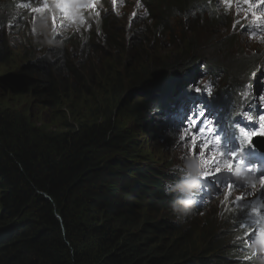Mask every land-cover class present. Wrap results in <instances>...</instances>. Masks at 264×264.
<instances>
[{"label":"clouds","instance_id":"1","mask_svg":"<svg viewBox=\"0 0 264 264\" xmlns=\"http://www.w3.org/2000/svg\"><path fill=\"white\" fill-rule=\"evenodd\" d=\"M89 1L90 2L87 3V0H57V3L66 9V12H63L64 15L69 14V18L64 17L62 24L56 20V17H54L55 19L52 18V23L50 19H46V17L42 15L43 12H47L46 2H49L55 7V0H34L33 3L29 5L26 4L27 11L23 12L22 15L32 18L31 11L34 3H39L41 11L37 12L36 19L48 23L51 25V28L56 27V24H58L60 28L65 26V32H70V36L68 37H64L65 32H59L58 38H61V43L56 45V47H67L68 54H65V56H68L72 60V62H68V58L63 56L60 60L64 61L66 58L68 63L66 68H61L59 59L54 57L52 51L45 48L46 45L54 41L53 32L48 31L38 22H35L36 26L32 23L22 25L24 24L22 22L16 23L14 26L10 25L4 17L6 13H4L3 9L5 8L2 6L3 4H10V0H0V61L8 65L9 61L5 62L4 58L11 59L13 57L12 48L21 46L22 53L27 55L23 57L21 62L35 61V65L31 67L22 69H20L19 66L16 67L7 80L9 82L10 80L17 79L16 81L27 86V89L23 86L21 88L10 86V90H28L36 95V100L41 104H51L53 100L37 93V91L33 89L32 83L39 82V87H41L40 85H45L47 88L52 86L54 88L59 87L58 90L54 89L57 93L56 95L63 94L66 98L67 95L72 96L74 92L72 87H68V82L71 78L67 73H72L75 77L80 76L82 79L93 82L92 91L96 93V99H101L102 96L99 94L101 87L98 83L93 81V75L99 74L100 77V69H106L107 67L103 68L104 63L106 65L115 63L116 70L119 68L117 64V59L119 57L116 58L113 55V50L118 48L123 42L125 47L129 49V55H132L122 65L123 77L125 78L131 75L128 70H135L143 65L139 57H148L146 52L148 47L142 48L141 45L144 44V41L139 39L138 35L125 34L129 33L127 29H129L131 22L137 34L140 26L145 27V30L150 33L157 34L154 27H159L166 19V24L169 25L168 32L164 34L163 36L165 37L160 38V40L181 44L180 47L187 44L183 43L187 30H192L195 26L200 29L195 21L189 22L186 25H177L173 23L174 19L170 16L164 20L159 19L158 14L162 10H165V8L159 5L158 0ZM185 1V5L194 2V0ZM222 2L225 3L226 0H210V2L203 0L196 6V10L201 11L203 15L205 11L217 10L218 5L222 4ZM100 3H102L101 7L99 6ZM226 3L230 8H233L237 6L239 0H231L230 3ZM170 8L171 6H167L168 10H170ZM11 10H14V5L10 7L11 15H8L10 18L14 19V14L11 13ZM118 11H122L125 14H121ZM246 11H250L249 6H247ZM81 12L86 13V15L83 16ZM154 12H156L154 17H151V21L145 24L146 19ZM184 12L185 14L182 15L180 13V16L184 21H187L189 19V14L185 10ZM165 13H167V11ZM109 18L114 20H110ZM125 18L127 19L121 21V19ZM252 19L253 16L250 13H244L238 18L244 25H247V28L251 32L235 30L232 27L227 33L228 26H232L229 25V23H235L239 27H241L242 24L238 20L227 22V20L225 21V19H222L220 16L215 17L214 22L217 23V25L213 24L211 28L206 29L207 33L200 42L196 37L191 38L190 41L198 42L199 47V54L195 55L194 58L184 57L181 60V65L178 66L177 63H180L178 55L172 53L157 63L152 62L150 64H144L145 70H150L147 74L165 69L160 66H167L166 69L175 66L180 70H176L172 74H164L157 83H153L152 81L146 82L141 78V81H139L134 88H130L126 85V81L121 84V86L124 84L125 87H121V90L113 95L114 104H116V106L122 104L123 97H127L126 99L130 98L125 111L128 115L133 116L131 118H133L134 124L138 126V129L147 143L144 147L142 145L137 146V141L132 138V133L121 129L120 123L116 119V124L119 126L120 130L125 134H129L132 142V147L128 153L130 159H124L127 164L130 165V168L123 173L122 177L123 182L121 186L125 192L123 203L125 205L138 206L141 217L154 219L156 224L158 223L157 220L161 219L163 223H167L165 225L166 229L170 228L172 230L171 232H176L175 235L178 237H180L179 233L184 231V228L179 227L176 229L175 224L177 222L187 224L190 218L189 226L198 228V230H192L193 235L185 233L187 238L182 243H189L188 246L196 244V249L181 256V258L174 263L169 264H201L207 257V245L212 237L218 239L219 245L218 248H212L210 250L213 253L217 251L216 254L224 255V257H222L223 260L216 264H235L237 261L235 256L239 254V252H242L240 256L241 259L237 261L239 264H264V222L261 223L260 230L257 231L254 238L250 241L249 246H245L241 240L237 239V237L243 236L245 229L241 228L240 224L251 215L252 207L257 209L258 214L264 215V206L258 205L259 203L256 199L252 200L254 196L250 192L243 190V188L249 190L247 187L248 183H252L253 180L264 177V170L252 166V164L258 165L260 163L264 168V164L261 162V159L258 158V155L264 154V135L252 136L251 142L248 145L251 149L249 152L250 154L247 153L248 157L243 156L241 158L237 156L236 160L233 162L235 166L233 178L239 182V184L246 185L245 187L233 185L231 193L227 187V195H231L232 202L241 211L240 216L236 218L229 203H227V219H230V226L233 228V233H230L227 229H225L224 232L215 229L217 226L225 228L222 216H214L212 219L207 215L205 217L204 215L199 216L200 214H198V212L203 211L202 213L205 214L209 211V205L204 206L201 204L202 201L206 200L205 202L212 204L219 186L216 185L211 177H209L207 181L203 180L204 167L201 159L198 156L188 154V147L185 146V142L181 140L178 141L177 138L183 134L181 132L183 128H180L179 124H181L184 118H180V115L185 114L189 110L185 118L187 122L189 116L193 112H198L199 109L204 112L205 119L214 123L215 135L219 137L222 144L219 132L221 129L225 128L227 121L223 120L221 123H215V121L223 116L220 110L227 111V102L229 106L228 111L230 112L231 110L232 119L238 116L237 122L239 123L240 117L243 116L249 125L252 124L253 120L248 118L251 115L248 113L247 109L255 95L247 88V82L253 84V82L261 83L264 81L262 75L264 72V26L253 24L251 22ZM17 28L20 30L21 34L17 32ZM84 28L90 31V50L97 49L95 53L99 56V58L94 57L91 62L82 61L84 52H86L83 39L75 41L72 39L74 31L82 33ZM32 29L39 34L34 37L30 34V30ZM200 30L204 33V29ZM11 32L13 35L10 34ZM19 35H22V37L17 44L15 43V39ZM172 37H174V40ZM133 39H138L140 44L135 45ZM154 41L156 42V40ZM217 44L221 45L217 46ZM219 47L220 49H218ZM211 49L216 51L218 56L209 59L208 63L204 62V64L207 65L204 71L211 70L210 73H214L213 77L217 79V89H215V87H208L207 90L211 91V95L203 91L200 96L204 97V100L199 99L200 101H196L195 104L193 101L188 103V97H192L194 94L198 93L196 88L200 87L202 83L199 78L196 79L190 90H188L187 83L190 77L192 80H195L193 75L198 64L199 56L201 54L205 56ZM54 50L59 49L54 48ZM50 56H53L54 60ZM191 58H193L192 62ZM168 61L170 65H166ZM85 63L91 64L90 67L94 65L95 68L84 71L82 69V64ZM68 68L73 69L75 73L69 72L70 70ZM225 76H227V78H225ZM74 82H76L77 85L72 83L74 84L73 86H78L80 90L81 83L75 80ZM89 88L90 87L82 90H87ZM108 98H112V96L108 95ZM171 100H173V104H171ZM255 101H257L256 98ZM150 104L155 105L153 108H150ZM261 104L260 101L259 106ZM61 110L63 113H59L64 114V118H69L70 112L66 106L65 109L62 106ZM111 112L114 116V111ZM176 115H179V117ZM258 115L259 117L264 115V108L259 107ZM169 118L174 120L175 123L168 122V124L171 125L167 128L166 123ZM175 126L178 127L175 128ZM165 128H167L166 131ZM262 131H264V129H262ZM161 138L162 140L160 142ZM241 142L242 144L246 143L243 135L241 136ZM174 143L176 146H174ZM146 145L154 151V155H152V153H150L149 156L143 155V151L147 148ZM239 145L237 147H239ZM240 147L241 150L247 151V148L243 145ZM246 159L250 160V164L242 163L243 161H247ZM238 160L240 161L238 162ZM205 184L208 186H205ZM211 194H213L212 198L207 201L209 198L208 196ZM238 196H245V200L237 202L236 198ZM245 201H249V203L243 207ZM125 208L123 204L120 205L121 211ZM200 208L203 210H200ZM6 236L7 234L4 228H1L0 245H3L2 243L6 241ZM247 239L250 240L251 235L247 237ZM234 248H238L239 250L235 251V254L231 253L229 255V252ZM232 256H234V259H229L228 263L227 259L232 258ZM209 262L211 261L208 259L205 262L203 261V264H210Z\"/></svg>","mask_w":264,"mask_h":264},{"label":"trees","instance_id":"2","mask_svg":"<svg viewBox=\"0 0 264 264\" xmlns=\"http://www.w3.org/2000/svg\"><path fill=\"white\" fill-rule=\"evenodd\" d=\"M171 3L181 9L186 1ZM4 17L12 26L27 24ZM165 25L166 19L154 29L163 31ZM17 32L21 34L18 28ZM150 34L145 27H139L142 48L150 43ZM133 42L140 44L138 39ZM198 50L191 42L181 58L188 52L194 58ZM113 52L119 54V68L109 64L100 69V77L93 75L102 97L92 102L93 109L89 107L80 114L83 120L71 114L64 118L58 112L57 118L64 122L61 130H43L17 113L0 109V229L7 234L0 245V264H169L196 249V244H182L187 238L185 233L192 234L194 228L175 225L185 231L178 237L166 229L167 223L161 219L156 224L154 219L142 218L138 206L123 203L122 177L130 168L124 159H130L132 142L109 109L115 103L114 93L125 87L122 83L127 81L130 88L141 78L157 83L164 74L180 69L160 66L165 69L147 74L150 70L142 65L128 70L131 75L125 78L122 65L132 55L123 42ZM4 61L8 62V58ZM16 80L7 81L8 87L27 89ZM32 85L37 93L58 105L65 98L63 94L56 95L54 89L59 87H39V82ZM80 85L81 89L87 88ZM72 88L75 90V86ZM108 95L112 98L106 101ZM69 119L71 124L66 122ZM121 204L126 207L122 211ZM218 245V239L212 237L207 249Z\"/></svg>","mask_w":264,"mask_h":264},{"label":"rangeland","instance_id":"3","mask_svg":"<svg viewBox=\"0 0 264 264\" xmlns=\"http://www.w3.org/2000/svg\"><path fill=\"white\" fill-rule=\"evenodd\" d=\"M173 1H178V2H183V0H173ZM258 0H251L248 3H245L244 0H240L239 3L237 4L236 7H234L232 10H230V6L227 5V9L223 8V10L227 11V16H223L225 18V21L227 20V22H231L234 20H238V18L240 17V15L244 14V13H250L252 15L253 12H255V17H261L262 16V11L264 10V4H261V6H257ZM251 5L250 7V11H246L247 6ZM183 6V5H181ZM239 6V9H238ZM257 10H260V13L257 12ZM219 12V11H218ZM222 15V13L220 14ZM254 18V17H253ZM256 19V18H255ZM215 21V16L212 15L210 17L204 18L203 21H201L198 26L200 29H204V33H202V31L200 29H198L196 26L194 29L192 30H187L185 32V37H184V41L183 43H187L191 40L192 37H196L198 39V41L200 42L202 40V38L205 37L206 35V29L211 28V26L213 24H216L214 22ZM242 25L244 26V23L241 22L240 20H238ZM178 25V23H176ZM247 24V23H246ZM229 25L232 26H228V31L227 33L232 29V27L236 30H244V27H242L241 29H239L240 27L235 24V23H229ZM204 34V35H203ZM233 34V32H232ZM228 35V34H227ZM169 36V34H168ZM165 36L159 37L157 43L153 42V44L146 49V52L148 54V57H139V59L141 60V62L143 63V65L145 63H157L158 61L162 60L163 58L167 57L168 55L178 51L179 49H184L186 45L180 47L181 44H177V43H169L166 40H160V38H163ZM176 41V39H175ZM235 42V41H234ZM182 43V44H183ZM194 43L196 44V46L198 45L196 43V41H194ZM221 44H217V46H220ZM136 49V48H135ZM220 49V47L218 48ZM12 52H13V57L11 59H8L9 63L8 65H5V63L0 61V109L1 110H7L9 112H13V113H17L19 115H21L23 118H25L28 122H30L31 124L35 125L38 128H41L43 130H61V127L64 125V122L60 119L57 118V113H63V111L61 110L62 106L65 109L66 108L69 110L70 114L72 115V117L83 120L82 115L80 114H85L87 111V108H91L93 109L94 107L92 106V102L96 101V93L92 91L93 89V82H90L88 85V87H90L87 90H82L78 88V86H75V90L73 92V95H67L66 98H63V100L61 101V104H56L55 102L51 103V104H41L40 102H38L36 100V95L28 90H24V91H20V90H10V88H8L7 86V80L10 78L12 71H14L16 69V67L19 66V64L21 63L23 57H17V53L21 52L22 53V49L20 47L18 48H12ZM139 52V51H138ZM197 53H199L197 51ZM202 55V54H201ZM218 56L216 54V51H213L212 49L210 51H208V53L203 57V60H200L199 63L197 64V72H195L196 77L195 79H201L204 78L206 76V73H203L202 71H200V68L202 66V64L208 63L209 59L214 58ZM66 58H68V62H72V60L68 57L65 56ZM118 57V54L116 55V58ZM182 58L180 57V54L178 53V60H181ZM67 62V63H68ZM169 64V61L166 63V65ZM106 65L104 63L103 68H105ZM219 70V69H218ZM263 79H264V72H263ZM99 74L96 76L98 77ZM200 76V77H199ZM214 73H210V76L208 78V81L205 85V90L208 89V87H215L216 88V78L213 77ZM75 83L74 80H71L68 82V87H73ZM248 83V82H247ZM87 87V88H88ZM252 93L255 95L254 98L257 99V101H255L254 99V104L258 106V108H262L264 107V105H260V97L264 96V81L261 83H253V87H252ZM120 95V94H119ZM106 101L109 100L108 96H106ZM127 97H123L122 98V104H119L116 106V104H111L113 106H111L109 109L110 111H114V117L115 119L118 120V122L120 123V128L123 129L124 131L127 132H131L132 133V138L137 141V146H143L146 143L144 136L142 135V133L140 132V130L138 129V126H136L134 124L133 121V117L132 115H128V113L125 111L126 105L128 104V102L130 101L129 99H126ZM126 99V100H125ZM67 101L66 103L64 101ZM101 104V103H100ZM99 105V104H98ZM78 112V113H77ZM71 119V118H70ZM69 120H66L67 123L71 124ZM185 126V125H184ZM184 126L180 127L183 128ZM182 132V131H181ZM178 141H180L179 136L177 137ZM161 142V139H160ZM214 143V142H213ZM176 146V145H175ZM227 142L222 139V144H221V150L224 151L226 154H231L233 153V151L227 152L226 149ZM146 149L143 151V155L144 156H149L150 153H152V155H154V151H152L150 149V147H148L146 145ZM183 151V150H182ZM228 160L231 163L232 166V176L235 172V166L233 165L234 159L229 156ZM222 171L227 172L228 169L223 168ZM227 179H230V176L226 177ZM239 179V178H238ZM261 179L258 180H254L252 183H248L247 187L249 188V190H245L243 188L244 191L250 192L254 197L252 200L256 199V201L259 203L258 205H261L262 207L264 206V188H262V185L260 183ZM252 184H255V187H252ZM256 189V190H255ZM227 203H229V205L231 206V210L233 212V214H235V217L238 218L241 214V211L238 207H236L234 205V203L232 202L231 199V195L229 197V199L227 200ZM249 201H245L243 203V207L244 205H248ZM209 211L207 212L208 215H213L216 214V212L218 210H220V205H210ZM227 224H225V229H227V231L233 230L232 226H230V219H227ZM210 228V227H209ZM195 230H198V228H195Z\"/></svg>","mask_w":264,"mask_h":264},{"label":"bare ground","instance_id":"4","mask_svg":"<svg viewBox=\"0 0 264 264\" xmlns=\"http://www.w3.org/2000/svg\"><path fill=\"white\" fill-rule=\"evenodd\" d=\"M58 1H62V0H58ZM78 1H80V0H78ZM202 1L203 0H194L193 3H189L187 5H183L182 6L183 9L182 8L181 9H178L175 6L172 5V3L170 2V0H158L159 5L161 7H163V8H165V10H162L158 14V17H162L163 16L164 19H165V18H169V16H170L171 18L174 19L173 20V23L174 24L178 23V24L186 25L189 22L195 21L196 24L198 25L201 21H203L204 18L210 17L212 15H214L215 17H218V16H220V17L227 16V14H226L227 11L223 10V8H226L227 9V3L226 2L225 3L222 2V4H219L217 10H212V13L210 11L209 12L205 11V13L202 15V12L201 11L196 10V6L199 3H201ZM249 1H251V0H249ZM263 1L264 0H258V2H257L256 5L258 7L261 6V4H263ZM33 2H34V0H26V1H23V0H10V2H9L10 4H3L2 5L3 8H5L4 13L7 11L6 14H5V16L9 17L8 15H11L10 14V7L11 6L13 7V5H14V10H11V13L14 14V16H13L14 18H17V19H21L23 21H26L27 24H31L32 23L34 26H36L35 25V22H38V23L41 24L42 27L46 28L48 31L53 32V34H54V37H53L54 41L51 44L46 45L45 48L49 49V51H52L54 57H57L56 59H59L61 68H66L67 67V60H66V58L64 59V61H62L60 59L63 56H65V54H68L67 47H61V46L56 47V45H58V44L61 43V38H58L59 37V32H65V26H63V28H60V27H58V24H56V27L51 28V25H49L48 23L36 19V17H37V11H35V10L41 8L39 3H34V6H33L32 11H31V17L32 18L26 17V16L22 15L23 12H26L27 11L26 4L29 5L30 3H33ZM89 2L90 1L87 0V3H89ZM206 2H210V0H206ZM54 3L56 5L55 7H53L52 4H50L49 2H46V10H47V12H43L42 15L45 16L46 19H50V21L52 23H53V19L52 18L56 17V20L60 24H62L64 17L69 18V14L64 15V13L61 12L60 7L57 6L58 5L57 0H55ZM99 6L101 7L102 6V3H100ZM167 6H171V9L168 10L167 9ZM6 8H9V9H6ZM233 8H230V10H232ZM184 10L189 14V19L187 21H184V19L180 16V13L182 15L185 14ZM166 11H167L168 14L165 13ZM118 12H120L121 14H125L122 11H118ZM257 12L260 13V10H257ZM221 13H222V15H220ZM81 14L83 16L86 15V13H84V12H81ZM155 14H156V12H154L151 16H149V18L146 19L145 24L148 23L149 21H151V17L153 18ZM199 15H202V16H199ZM127 18H130V17H127ZM127 18L121 19V21H124ZM109 19L110 20H114L112 18H109ZM132 24L133 23L131 22L130 23V26H129V29H127V31L129 33H125V34H129V35L135 34V35H137V33H136L135 29L133 28V25ZM168 26L169 25L166 24L164 26L163 31H161V29L155 30L157 34H154V33L150 34V36H149L150 43L147 42V44H146L148 48L150 47V45L153 43L154 40H156V43H157L159 37H162L164 34H166L168 32ZM242 27H244V30L245 31L251 32L247 28V25L241 26L239 29H241ZM30 34H32L35 37L39 33L37 31H35V30L32 29V30H30ZM89 35H90V31L88 29H86V28L83 29L82 33L74 31V34L72 35V39H74V41L75 40L83 39L84 47H86V52H84V55L82 57V61H85V62H91L92 59H94V57L99 58V56L95 53L97 51V49L90 50V47H89L90 37H89ZM68 36H70V32H65L64 37H68ZM191 42L193 44H195L194 41H190V42H188L187 46L183 50L182 49H179L178 51H176L174 53H176L177 55L179 53L180 54V57H181V54L187 49V47L189 48ZM154 43H155V41H154ZM109 45H110V43H109ZM54 48H58L59 50H54ZM112 53L116 57L117 53H115L113 51H112ZM91 54H93V55H91ZM190 54H191V52H188V55H186L184 57H189ZM197 54H199V53L196 52L195 55H197ZM25 56H27V55H25V54H23L21 52L17 53V57H21L22 58V57H25ZM50 57L54 60L53 56H50ZM118 57H119V54H118ZM184 57H182V59ZM181 60H179L180 63H177L176 62L178 66L181 65ZM200 60H203L202 55L199 56L198 63H199ZM28 63L29 64H33V63L35 64V61H30ZM24 64H25V62H21L19 64L20 69L25 68V65ZM168 65H170V64H168ZM90 66H91V64H89V63L82 64V69L84 71H88L91 68H95L94 65H92V67H90ZM206 66L207 65L202 64V66L200 68V71H202L203 73H206V76L204 78L199 79L201 81V83H202L200 85L201 91L198 92V93H196V94H194V96H192V97H188V100H187L188 103H190L191 101H193V103L195 104L196 101L197 102L200 101L199 99L204 100V97H201L200 95H201V93L203 91L205 92V85H206V83L208 81V78H209L210 72H211V70H208L206 72L204 71V69H205ZM169 67H171V66H169ZM54 68H56V67H54ZM195 72H197V67H196ZM195 72H194V75H193V78L194 79L196 77ZM67 74L70 75L71 80L79 81L80 83H82L86 87H88L87 84L90 83L88 80L81 79L80 76L78 78H76L75 76L72 75V73H67ZM225 78H227V76H225ZM195 81H196V79L195 80H192V78L190 77V80L187 83L188 90H190L193 87V84H194ZM74 84H76V82ZM252 87H253V84H251L250 82H248L247 83V88H249L251 90V92H252ZM254 99L255 98L253 97L252 100H251V102L249 103L248 109H247L248 113L251 115V117H253L252 120H253L254 123H252L250 125H247V126H243V127L237 126L235 124V122H234L235 120L233 121V119H236V117L235 118L233 117V119H232L231 110H230V112L228 111L229 110L228 102H227V111L226 110H220L221 113H223L222 114L223 116L220 117L219 119H217L215 121V123H221L223 120L224 121H227L225 128L224 129H221V131L219 132V134H220L221 139H224L227 142V145H228V146H226L227 152L233 151V153H235L234 156H231L234 159V161L237 158V155H236V152H235L236 147L239 145V143L241 141V136H242L241 129H243L244 131H247V132L251 133V132H253V129H258L259 128V125L261 123H264V122H261V121L255 122L256 120H258V117H259V115H258L259 108H258L257 105L254 104ZM171 101H172L171 104H173L174 103L173 100H171ZM154 105L155 104H152V105L150 104V108H153ZM262 108H264V107H262ZM165 109H164V111H165ZM198 111H200V110L198 109ZM215 111H216V109H215ZM227 112H229V113H227ZM188 113H189V110L185 114L180 115V118H184V120H182L181 124H179V127H182V126H184L186 124L185 118H186V116H187ZM176 116L179 117V115H176ZM167 120H168L167 123H166L167 128L169 127V125H171V124H168V122L175 123L174 120H172L171 118H169ZM207 120L208 119H205V122H207ZM176 127H178V126H175V128ZM167 128H165V131H166ZM161 140H162V138H161ZM175 145L176 144L174 143V146ZM227 183H228V181L225 182V185L224 186H219V189H217V191H216L217 194H215V198H214L212 204H208V202H205L206 200H203L202 203H201L204 206H208L209 205L208 208L210 207V205H220V210H218L216 212V214L208 215L207 213L203 214L202 213L203 211H200V210H203V209L200 208V210H199L200 212H198V214H200L199 216L204 215V217H205L207 215L210 219H212L214 216L220 215V216L223 217L224 224H227V200L230 197V195H227ZM230 193H231V191H230ZM212 195L213 194H211L210 196H208L209 198L207 199V201L210 198H212ZM221 214H223V215H221ZM190 220L191 219L189 218L187 224L180 223V222L178 223L177 222L175 225L182 226V227H188ZM215 229H217V231L224 232L223 227L217 226ZM229 232L230 233L231 232L233 233V230H230ZM190 235H193V232ZM238 250H239L238 248H234L232 251L229 252V255L231 253H234L235 254V251H238ZM216 253H217V251L213 253L210 249H208V251H207V257L203 261L205 262V261H207L209 259V261H211V262H209L210 264L220 263L223 260L222 257H224V255L223 254H216ZM241 255H242V252H239V254H237L235 256L237 261H238V259L239 260L241 259L240 258ZM229 259H234V256H232V258H228L227 259V262L228 263H229ZM237 261L235 262V264H239Z\"/></svg>","mask_w":264,"mask_h":264},{"label":"snow or ice","instance_id":"5","mask_svg":"<svg viewBox=\"0 0 264 264\" xmlns=\"http://www.w3.org/2000/svg\"><path fill=\"white\" fill-rule=\"evenodd\" d=\"M226 2H231V0H226ZM245 3H248L249 0H244ZM61 12H66V9L61 6ZM251 7V5H249ZM239 9V6H238ZM35 11L39 12L41 9H36ZM252 16L259 20H264V16L255 17V12L252 13ZM55 19V18H54ZM197 92L201 91L200 87L196 88ZM209 95H211L210 90H205ZM261 103L264 105V96L261 98ZM249 119H253V117L249 116ZM258 120L264 122V115L258 117ZM260 129H264V123H261L259 128L256 131L251 133L244 131L241 129V134L243 135L246 144L251 142L252 136L254 135H264V131ZM182 135H180V140L185 142V146L188 147V154L193 156H198L204 167L203 180L207 181L209 177H211L216 185L224 186L225 182L228 181L227 187L229 191L232 190L233 185L238 187H245L244 184H239L233 176H232V166L230 161L228 160L229 156H234L235 153L226 154L221 150V141L219 137L215 135V125L212 121L207 120L205 122V115L203 111L193 112L183 127ZM214 141V143H213ZM223 168L228 169L227 172L222 171ZM230 176L231 179H227L226 177ZM260 183L262 188H264V178H261ZM205 186H208L205 184ZM252 187H255V184H252ZM227 198V197H226ZM245 200V196H238L236 198L237 202H241ZM264 222V215H260L257 212L255 207L251 209V215L243 220L240 224V227L245 229L242 237H237L238 240H241L245 246H249L250 241L254 238L257 231L260 230L261 223ZM251 235V239H247ZM250 259V257H249Z\"/></svg>","mask_w":264,"mask_h":264}]
</instances>
